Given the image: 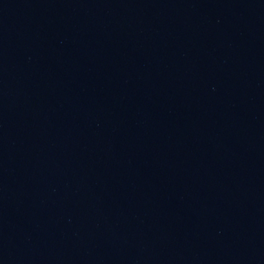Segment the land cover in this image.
Returning <instances> with one entry per match:
<instances>
[{"label": "water", "instance_id": "obj_1", "mask_svg": "<svg viewBox=\"0 0 264 264\" xmlns=\"http://www.w3.org/2000/svg\"><path fill=\"white\" fill-rule=\"evenodd\" d=\"M0 264H264V0H0Z\"/></svg>", "mask_w": 264, "mask_h": 264}]
</instances>
